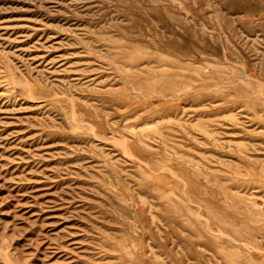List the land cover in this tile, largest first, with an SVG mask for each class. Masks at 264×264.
Masks as SVG:
<instances>
[{
    "label": "rangeland",
    "instance_id": "rangeland-1",
    "mask_svg": "<svg viewBox=\"0 0 264 264\" xmlns=\"http://www.w3.org/2000/svg\"><path fill=\"white\" fill-rule=\"evenodd\" d=\"M0 264H264V0H0Z\"/></svg>",
    "mask_w": 264,
    "mask_h": 264
}]
</instances>
